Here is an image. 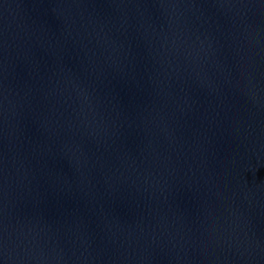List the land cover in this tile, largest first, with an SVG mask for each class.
<instances>
[{
  "label": "water",
  "instance_id": "water-1",
  "mask_svg": "<svg viewBox=\"0 0 264 264\" xmlns=\"http://www.w3.org/2000/svg\"><path fill=\"white\" fill-rule=\"evenodd\" d=\"M0 264H264V0H0Z\"/></svg>",
  "mask_w": 264,
  "mask_h": 264
}]
</instances>
